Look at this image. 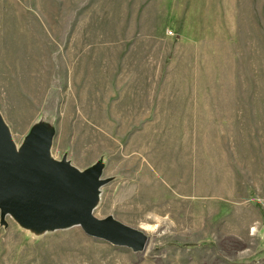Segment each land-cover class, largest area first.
Masks as SVG:
<instances>
[{"label": "rangeland", "instance_id": "374dc122", "mask_svg": "<svg viewBox=\"0 0 264 264\" xmlns=\"http://www.w3.org/2000/svg\"><path fill=\"white\" fill-rule=\"evenodd\" d=\"M190 4L207 38L186 49ZM0 115L17 149L38 129L101 165L93 215L148 238L6 216L0 264H264V0H0Z\"/></svg>", "mask_w": 264, "mask_h": 264}, {"label": "water", "instance_id": "95a60500", "mask_svg": "<svg viewBox=\"0 0 264 264\" xmlns=\"http://www.w3.org/2000/svg\"><path fill=\"white\" fill-rule=\"evenodd\" d=\"M52 137L35 129L17 149L0 115V221L10 216L34 232L72 226L112 246L143 252L148 238L113 217L93 215L102 179L101 165L79 171L51 158Z\"/></svg>", "mask_w": 264, "mask_h": 264}, {"label": "crops", "instance_id": "0c3cea01", "mask_svg": "<svg viewBox=\"0 0 264 264\" xmlns=\"http://www.w3.org/2000/svg\"><path fill=\"white\" fill-rule=\"evenodd\" d=\"M189 7H190V11H189L190 17H186V21H185V27H186L187 34H188V41H187L186 49H192L193 45L195 44V41H197V39L200 36L203 38H207L205 28L200 26V25H204V24L202 22H199L198 19L196 18V15H194L195 14L193 12L194 5L190 4ZM188 8H187V10H188ZM177 19H178L177 13L170 12L169 18L164 19L166 21L167 20L169 21V25L168 24L164 25L161 28L160 25H161L162 21L159 23L158 28H157V30L159 29V31H157V33H156V34H158L156 36L157 40H162L165 44H167L166 41L169 42V39H167L168 37H166L165 30L168 29V30H170L168 32H172V31L177 32V25H178ZM207 31H208V27H207Z\"/></svg>", "mask_w": 264, "mask_h": 264}, {"label": "built area", "instance_id": "2783aa9c", "mask_svg": "<svg viewBox=\"0 0 264 264\" xmlns=\"http://www.w3.org/2000/svg\"><path fill=\"white\" fill-rule=\"evenodd\" d=\"M170 34V33H169Z\"/></svg>", "mask_w": 264, "mask_h": 264}]
</instances>
